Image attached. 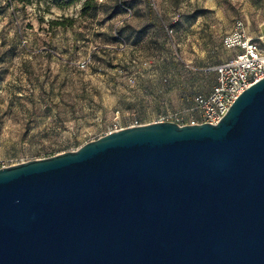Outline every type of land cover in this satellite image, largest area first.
Returning <instances> with one entry per match:
<instances>
[{
    "label": "water",
    "instance_id": "95a60500",
    "mask_svg": "<svg viewBox=\"0 0 264 264\" xmlns=\"http://www.w3.org/2000/svg\"><path fill=\"white\" fill-rule=\"evenodd\" d=\"M0 264H264V79L218 124L0 169Z\"/></svg>",
    "mask_w": 264,
    "mask_h": 264
},
{
    "label": "rangeland",
    "instance_id": "374dc122",
    "mask_svg": "<svg viewBox=\"0 0 264 264\" xmlns=\"http://www.w3.org/2000/svg\"><path fill=\"white\" fill-rule=\"evenodd\" d=\"M86 1L0 0V163L168 119L188 125L194 97L232 55L223 39L236 21L264 34V0H95L84 12Z\"/></svg>",
    "mask_w": 264,
    "mask_h": 264
},
{
    "label": "built area",
    "instance_id": "2783aa9c",
    "mask_svg": "<svg viewBox=\"0 0 264 264\" xmlns=\"http://www.w3.org/2000/svg\"><path fill=\"white\" fill-rule=\"evenodd\" d=\"M223 46L233 54L212 69L217 74V82L210 94L195 98L193 111L197 117L188 125L218 124L243 92L264 79V34L251 37L244 22L239 20L224 37ZM5 167L9 166L0 163V169Z\"/></svg>",
    "mask_w": 264,
    "mask_h": 264
},
{
    "label": "trees",
    "instance_id": "16d2710c",
    "mask_svg": "<svg viewBox=\"0 0 264 264\" xmlns=\"http://www.w3.org/2000/svg\"><path fill=\"white\" fill-rule=\"evenodd\" d=\"M92 1H95V0H87L84 4V12L90 10V9H93V7L97 8V6L95 4H93ZM51 26L52 27H63V28H67V27H73L75 25V20L73 19H68L66 21H58V20H54L52 21L51 23ZM224 48V46H223ZM225 49V48H224ZM226 50V49H225ZM228 51V50H227ZM230 52V51H229ZM232 52V51H231ZM233 54V52H232ZM215 73V72H214ZM216 75V80H215V83L213 85V87L215 86L216 82H217V74L215 73ZM213 89V88H212ZM212 91V90H211ZM210 94V93H209ZM199 95H203V94H199ZM198 96V95H197ZM196 96V97H197ZM193 99V107L195 106V98Z\"/></svg>",
    "mask_w": 264,
    "mask_h": 264
}]
</instances>
